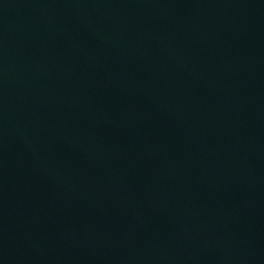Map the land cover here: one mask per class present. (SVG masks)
<instances>
[{
    "label": "water",
    "instance_id": "1",
    "mask_svg": "<svg viewBox=\"0 0 264 264\" xmlns=\"http://www.w3.org/2000/svg\"><path fill=\"white\" fill-rule=\"evenodd\" d=\"M0 264H264V0H0Z\"/></svg>",
    "mask_w": 264,
    "mask_h": 264
}]
</instances>
